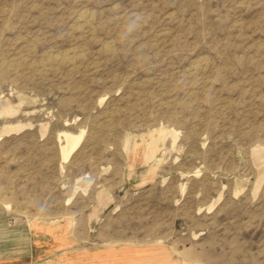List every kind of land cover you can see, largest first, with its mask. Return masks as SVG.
Listing matches in <instances>:
<instances>
[{"label": "rangeland", "instance_id": "1", "mask_svg": "<svg viewBox=\"0 0 264 264\" xmlns=\"http://www.w3.org/2000/svg\"><path fill=\"white\" fill-rule=\"evenodd\" d=\"M0 132V264H264V0H0Z\"/></svg>", "mask_w": 264, "mask_h": 264}, {"label": "bare ground", "instance_id": "2", "mask_svg": "<svg viewBox=\"0 0 264 264\" xmlns=\"http://www.w3.org/2000/svg\"><path fill=\"white\" fill-rule=\"evenodd\" d=\"M63 53V52H62ZM66 53V52H65ZM76 53V52H75ZM59 55V54H58ZM65 55V54H64ZM63 55V56H64ZM69 57V56H68ZM71 58V57H70ZM73 58V57H72ZM64 59V58H63ZM61 61V60H60ZM61 136V135H60ZM64 136L66 138V144H62V154L63 157L66 159L70 156V154L73 152V150L77 147L79 144L82 134L79 135H73L71 133L65 132ZM2 138V133L0 132V139ZM58 225V224H57Z\"/></svg>", "mask_w": 264, "mask_h": 264}]
</instances>
